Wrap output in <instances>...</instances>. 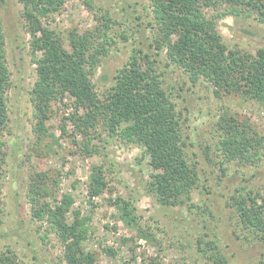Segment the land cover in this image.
I'll return each instance as SVG.
<instances>
[{
  "label": "rangeland",
  "instance_id": "obj_1",
  "mask_svg": "<svg viewBox=\"0 0 264 264\" xmlns=\"http://www.w3.org/2000/svg\"><path fill=\"white\" fill-rule=\"evenodd\" d=\"M223 10L208 11V15L214 17L217 32L229 48L253 54L264 49V24L245 15L226 16ZM23 12L19 0H0V25L11 73L9 121L3 136L7 156L0 178V253L15 255L17 264H65L63 244L46 221L33 216L29 200L33 179L46 173L58 182L55 197L61 200L64 194L72 195V211L80 210L91 218L85 247L97 255L100 264H212L211 254L201 250H207L206 243L211 241L228 264L264 262V244L243 229L230 206L233 195L243 191L264 196V146L255 162L227 161L219 149L223 114L246 121L250 134L264 137V105L239 95L218 98L209 82H194L183 69L169 65L165 53L159 58L152 47L155 30L149 26L153 23L149 0H64L62 10L51 14L44 26L54 30L66 48L70 32L83 35L105 28L107 18L111 21L107 53L91 72L100 98L106 97L134 49L159 60L157 72L177 105L185 152L199 177L190 202L162 204L151 187L154 171L146 148L112 138L100 126L88 135L81 133L71 116L83 111L70 94L52 100L46 133L35 131L31 92L37 80L36 64ZM95 167H103L108 184L98 196L91 194L90 185ZM118 198L136 207L140 226L155 238H139L136 230L119 220L114 205Z\"/></svg>",
  "mask_w": 264,
  "mask_h": 264
},
{
  "label": "trees",
  "instance_id": "obj_2",
  "mask_svg": "<svg viewBox=\"0 0 264 264\" xmlns=\"http://www.w3.org/2000/svg\"><path fill=\"white\" fill-rule=\"evenodd\" d=\"M153 15L154 42L158 57L166 54L168 64L188 73L194 82H209L218 98L239 95L264 105V49L256 54L229 48L217 32L214 17L208 11L223 10V14L254 17L264 24V0H149ZM24 6L23 16L31 35L37 80L31 92L37 120L35 131L46 133V121L52 100L70 94L79 111L71 116L75 127L88 135L90 129L102 127L109 136L146 148L153 168L152 190L160 203L184 205L191 201L199 177L196 166L189 161L187 146L181 131L177 105L164 88L157 72L158 59L141 49H134L128 63L118 71L115 83L104 99L95 91L91 72L101 55L107 53L110 19L104 27L80 35L69 34L68 48L62 38L44 21L59 12L64 0H19ZM102 25V23H101ZM103 38V41H96ZM42 55H38L39 53ZM11 73L6 63L5 41L0 25V178L6 162L3 140L9 116L7 91ZM222 139L219 149L227 161L259 159L264 137L250 134L247 122H240L229 114L219 121ZM66 134V129H63ZM30 186L29 200L33 216L46 221L63 244L65 264H100L97 255L88 251L85 243L90 233L91 218L80 210L72 211L74 198L64 194L55 197L58 182L50 175L39 174ZM91 194L101 195L107 188L103 167H95L91 177ZM0 185V206H1ZM114 205L119 220L136 230L139 238L151 241L152 233L142 229L135 215L136 207L123 198ZM244 230L264 244V196L254 191L240 192L232 197V204ZM212 264H228L215 241L206 243ZM109 254L114 253L108 249ZM10 252L0 253V264H17ZM257 264H264L260 262Z\"/></svg>",
  "mask_w": 264,
  "mask_h": 264
}]
</instances>
